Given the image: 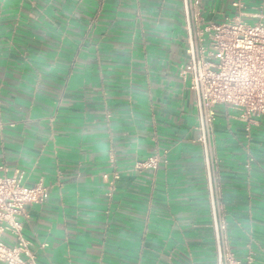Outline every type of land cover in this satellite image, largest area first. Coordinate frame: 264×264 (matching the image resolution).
Masks as SVG:
<instances>
[{"label": "crops", "instance_id": "obj_1", "mask_svg": "<svg viewBox=\"0 0 264 264\" xmlns=\"http://www.w3.org/2000/svg\"><path fill=\"white\" fill-rule=\"evenodd\" d=\"M197 1L207 21L264 14V0ZM185 46L181 0H0V165L49 189L22 218L39 264L213 263ZM244 134L219 107L228 236L264 264V117L249 169ZM151 155L156 167L135 166Z\"/></svg>", "mask_w": 264, "mask_h": 264}, {"label": "built area", "instance_id": "obj_2", "mask_svg": "<svg viewBox=\"0 0 264 264\" xmlns=\"http://www.w3.org/2000/svg\"><path fill=\"white\" fill-rule=\"evenodd\" d=\"M181 1L186 46L185 60L178 66V72L189 82L194 96L195 141L202 151L215 250L212 264H257L250 238L245 253L238 256L228 236L213 124L219 107L226 110L228 117L243 124L244 166L249 169L255 162L250 151L252 128L259 117H264V14L252 22L239 14L221 21H207L197 0ZM158 162L159 157L151 155L135 162V166L154 168ZM6 171L5 165H0V263L39 264L30 249V241L22 233V218L27 217V205L47 201L49 189L41 180L25 185L21 171L15 170L11 175ZM5 235L10 241L4 239Z\"/></svg>", "mask_w": 264, "mask_h": 264}]
</instances>
